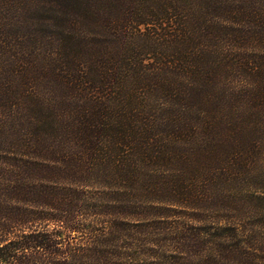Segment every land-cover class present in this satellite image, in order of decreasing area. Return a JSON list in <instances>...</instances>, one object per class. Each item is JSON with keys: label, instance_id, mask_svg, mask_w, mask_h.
<instances>
[{"label": "trees", "instance_id": "16d2710c", "mask_svg": "<svg viewBox=\"0 0 264 264\" xmlns=\"http://www.w3.org/2000/svg\"><path fill=\"white\" fill-rule=\"evenodd\" d=\"M262 112L264 0H0V264H253L194 179Z\"/></svg>", "mask_w": 264, "mask_h": 264}, {"label": "rangeland", "instance_id": "374dc122", "mask_svg": "<svg viewBox=\"0 0 264 264\" xmlns=\"http://www.w3.org/2000/svg\"><path fill=\"white\" fill-rule=\"evenodd\" d=\"M24 35L27 34L24 33ZM29 49V44L21 47L24 52ZM242 109L247 110L248 113L251 111V108ZM248 113L241 114L242 121H244L243 128L234 125L227 113L224 121L229 122L232 135L225 124L227 128L225 134L230 138L226 139L223 144L216 145V142H211L215 146L213 157L218 156L230 163L227 170L216 172L214 180L202 172L196 175L194 181L198 185L204 181H211L213 186L219 190L216 195L218 199L214 197V204L210 206L214 210L205 211L200 215L208 221L221 222L224 220L222 223H225L230 231L229 234L227 233L228 238L231 236L229 238H232L231 242L234 243L235 239L239 242V247L244 248H241L245 253L241 263L248 258L253 259V264H264V113H260L261 116L247 115ZM235 135H239L236 141L233 140ZM200 139H198L199 143H201ZM212 160L215 159L208 161L210 167L216 166L215 163L210 162ZM221 167L225 166L219 165L216 168L220 170ZM204 209L206 206L200 208V210ZM156 213L165 212L160 210ZM184 213L187 215L178 211L172 212L166 222L173 223V225L184 222L193 224L194 222L187 217H192L194 212L184 211ZM209 217L212 219L210 220Z\"/></svg>", "mask_w": 264, "mask_h": 264}]
</instances>
